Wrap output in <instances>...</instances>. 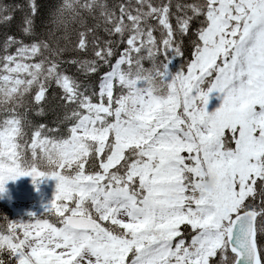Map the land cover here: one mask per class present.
<instances>
[{
  "label": "snow or ice",
  "instance_id": "1",
  "mask_svg": "<svg viewBox=\"0 0 264 264\" xmlns=\"http://www.w3.org/2000/svg\"><path fill=\"white\" fill-rule=\"evenodd\" d=\"M175 8L178 15L171 0H128L117 15L103 0H61L45 38L4 39L0 194L22 177L34 186L56 181L42 214L10 220L0 232L7 264H264V0ZM38 12L29 0L24 37L36 35ZM97 12L107 35L126 47L93 89L61 65L90 76L110 63L113 41L101 46L95 28L78 31L71 48L86 54L91 45L93 59H63L69 24L84 28V13ZM200 17L191 59L173 74L182 38ZM53 82L63 106L74 105L65 116L74 123L61 137L47 134L58 127L37 125L29 143L32 125L19 109L33 89L32 102L42 105ZM213 94L221 103L209 112Z\"/></svg>",
  "mask_w": 264,
  "mask_h": 264
},
{
  "label": "trees",
  "instance_id": "2",
  "mask_svg": "<svg viewBox=\"0 0 264 264\" xmlns=\"http://www.w3.org/2000/svg\"><path fill=\"white\" fill-rule=\"evenodd\" d=\"M60 2L61 0H36L38 9H39L38 15L35 18V23L38 24V25L35 24L36 35L32 38H28L22 35L21 28L23 25L21 22H22V18L27 13H29V0H0V17L5 16V15H10L12 17L10 22H7V23L0 22V34L3 36L2 37L0 35V46H2L4 39L8 35L15 36L18 39H24L26 42H28L29 39L45 38L47 36L48 28L52 27L50 24H47V21L50 18V13L55 9V7ZM103 2L107 5L109 9L114 10L117 13V15H119V5L123 3H128V0H103ZM131 2L134 4L135 0H131ZM152 2L154 4H161V3H167V0H152ZM171 2H172L171 11L174 14L178 15L179 13L176 12V8H175V5L177 3H180V4L202 3L203 0H171ZM39 14L41 17L39 16ZM201 19L203 18L200 17V18L194 19L191 22L189 33L183 36L182 38L184 56L182 59H179V61L183 62L184 64H186L191 59V53L193 49L192 42L196 40L195 32L200 27ZM16 20H17V23H16ZM84 21H85L84 28H82L79 23L69 24L68 35L70 37L71 43H69L68 45L69 51L64 54L63 59L67 61L74 57L77 59L79 58L93 59L94 58L93 56L94 50L91 47V45L89 46V49L86 54H81V53L71 51L72 46L75 44L76 40L78 39V35H77L78 31H83L85 30V28H95L96 29L95 34L98 37H100L101 46H103L104 41L112 40L113 41L112 47L115 50V55L110 58L109 64H103V62H101L99 71L90 76H85L79 73L77 71L76 65L69 64V63H63L61 65V70L64 71L66 74L75 77L78 81H80L84 85H87L89 88L95 89L97 88L99 84L100 78L105 73L111 70L112 64H115L122 50L126 47V44L117 43L116 41L119 40L118 36L107 35V33L104 31L103 23H101L99 20L98 12L95 14V17L92 15H89L88 13H84ZM40 22H42V24ZM98 23L100 24V27L96 28V25ZM150 23L155 25L157 22L153 20V21H150ZM171 23L175 27L176 25L175 15L172 16ZM58 32L56 33L57 36L64 35L63 30L58 31ZM154 35L156 37H160V32L159 31L154 32ZM126 38H127V35L125 36V40ZM89 39L91 40V36L89 37ZM64 43L65 42L62 40L61 45L63 46ZM144 64L148 65V62L144 61ZM34 94H35V89H33V92L31 95L26 97V101L28 102L26 107L19 109V111L22 114H26L27 121L32 125L31 127H27L25 129V131L27 132V136L25 137V140L29 143L31 142L33 127L40 125V124L47 125L48 128H56V127L59 128L58 132L47 133L50 136H56V137L67 136L68 135L67 130L71 127L74 121L71 119L65 120V116L71 114V111L74 105H68L67 107L63 106V102L60 101L59 99L60 96L62 95V90L59 87H57V85L54 82L48 87V91L46 93L47 99L45 102L42 103V105H37L34 102H32V96ZM41 107L43 108L42 113H40L39 111ZM259 202H260L259 198H257L256 203L259 204ZM10 220L12 219H11V215L9 212V208L0 202V232H3L7 229V225ZM184 228H186V226H182V230ZM0 258L4 259L7 264V261L9 260V256L7 255V253L3 254V256Z\"/></svg>",
  "mask_w": 264,
  "mask_h": 264
},
{
  "label": "rangeland",
  "instance_id": "3",
  "mask_svg": "<svg viewBox=\"0 0 264 264\" xmlns=\"http://www.w3.org/2000/svg\"><path fill=\"white\" fill-rule=\"evenodd\" d=\"M170 70L173 74L179 71L174 61L172 65H170ZM214 97L215 94H213V98L210 99L209 112L214 111L221 103L220 100ZM4 115V113L0 112V119H3ZM5 189V193L0 194V201L9 208L12 221L21 219L28 220L29 217L27 213L29 212L37 215L43 213V205L47 204L54 197L56 181L46 180L38 186H34L31 177H22L14 182H8L5 185ZM48 218L51 221L55 220V217L52 216Z\"/></svg>",
  "mask_w": 264,
  "mask_h": 264
},
{
  "label": "clouds",
  "instance_id": "4",
  "mask_svg": "<svg viewBox=\"0 0 264 264\" xmlns=\"http://www.w3.org/2000/svg\"><path fill=\"white\" fill-rule=\"evenodd\" d=\"M204 188L208 191H211L213 189V182L209 180L205 185Z\"/></svg>",
  "mask_w": 264,
  "mask_h": 264
},
{
  "label": "bare ground",
  "instance_id": "5",
  "mask_svg": "<svg viewBox=\"0 0 264 264\" xmlns=\"http://www.w3.org/2000/svg\"><path fill=\"white\" fill-rule=\"evenodd\" d=\"M126 2H127V1H126ZM27 3H28V2H27ZM26 6H27V5H26ZM39 6H40V5H39ZM40 7H41V6H40ZM40 7H39V8H40ZM53 9H54V8H53ZM20 12H21V11H20ZM23 12H25V11H23ZM40 12H41V11H40ZM18 13H19V11H18ZM23 14H25V13H23ZM27 14H28V13H27ZM17 15H19V14H17ZM22 16H23V15H22ZM39 16H40V14H39ZM36 17H37V16H36ZM36 17H35V18H36ZM40 17H41V16H40ZM16 18H17V17H16ZM38 18H39V17H38ZM22 19H23V18H22ZM19 20H20V18H19ZM38 20H40V19H38ZM45 20H46V19H45ZM36 21H37V20H36ZM41 21H42V20H41ZM16 23H17V20H16ZM21 23H22V22H21ZM38 23H39V22H38ZM40 23L42 24V22H40ZM35 24L38 25L37 23H35ZM39 25H40V24H39ZM40 26H41V25H40ZM40 26H39V27H40ZM37 27H38V26H37ZM35 28H36V27H35ZM35 31H36V30H35ZM37 31H38V30H37ZM68 32H69V31H68ZM38 33H39V32H38ZM38 33H37V34H38ZM58 33H59V32H58ZM0 35H1V34H0ZM1 36H2V35H1ZM4 36H5V34H4ZM2 37H3V36H2ZM37 37H38V36H37ZM2 39H3V38H2ZM1 41H3V40H1Z\"/></svg>",
  "mask_w": 264,
  "mask_h": 264
}]
</instances>
